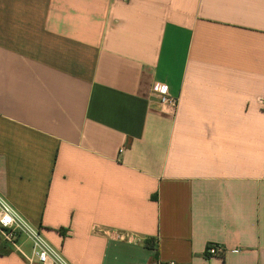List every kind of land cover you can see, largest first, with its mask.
<instances>
[{
  "label": "crops",
  "instance_id": "crops-1",
  "mask_svg": "<svg viewBox=\"0 0 264 264\" xmlns=\"http://www.w3.org/2000/svg\"><path fill=\"white\" fill-rule=\"evenodd\" d=\"M0 193L71 264H264V0H0Z\"/></svg>",
  "mask_w": 264,
  "mask_h": 264
},
{
  "label": "built area",
  "instance_id": "built-area-1",
  "mask_svg": "<svg viewBox=\"0 0 264 264\" xmlns=\"http://www.w3.org/2000/svg\"><path fill=\"white\" fill-rule=\"evenodd\" d=\"M151 91L159 96L163 108L174 112L178 106V98L169 93L165 83L154 81ZM0 235L3 240L22 252L29 261L40 264H71L62 252L43 235L39 228L34 227L11 203L0 193ZM107 236L114 241L135 242L138 238L132 232L112 229ZM24 243L30 246L28 252ZM224 248L221 244L210 243L206 254L221 255Z\"/></svg>",
  "mask_w": 264,
  "mask_h": 264
},
{
  "label": "rangeland",
  "instance_id": "rangeland-1",
  "mask_svg": "<svg viewBox=\"0 0 264 264\" xmlns=\"http://www.w3.org/2000/svg\"><path fill=\"white\" fill-rule=\"evenodd\" d=\"M25 249L29 250V249H30L29 245H27V246L25 247Z\"/></svg>",
  "mask_w": 264,
  "mask_h": 264
},
{
  "label": "trees",
  "instance_id": "trees-1",
  "mask_svg": "<svg viewBox=\"0 0 264 264\" xmlns=\"http://www.w3.org/2000/svg\"><path fill=\"white\" fill-rule=\"evenodd\" d=\"M62 231V230H61Z\"/></svg>",
  "mask_w": 264,
  "mask_h": 264
}]
</instances>
